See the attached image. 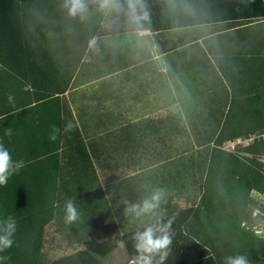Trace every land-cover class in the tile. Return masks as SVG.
Listing matches in <instances>:
<instances>
[{
	"label": "crops",
	"instance_id": "1",
	"mask_svg": "<svg viewBox=\"0 0 264 264\" xmlns=\"http://www.w3.org/2000/svg\"><path fill=\"white\" fill-rule=\"evenodd\" d=\"M189 1H194L188 3L191 16L203 14L201 2ZM184 12L178 16L184 18ZM202 18L163 31L125 32H146L154 43L166 45L141 62L96 78L100 96L95 105L93 89L98 83L90 77L77 80L76 71L64 91L51 96L56 100L37 107L40 117L45 113L53 118H16L25 107L11 111L13 118H8V111L0 115V142L6 148L9 142L15 158L34 155L23 160L24 167L6 185H0V220L10 215L17 221L14 249H37L43 264H131L123 235L169 220L172 231L173 224L182 222V212L167 204L174 202V192L182 187L188 192L199 187L193 193L197 198L201 193L212 140L231 95L220 68L228 70L225 59H235L236 52L250 51L254 42L264 43V19L208 22ZM166 32L171 37L157 36ZM255 51H250L252 56L263 54L264 48ZM115 75L118 104L132 107L133 114L124 111V118L132 119L109 131L106 118L104 127L103 118L99 128L94 126V109H107ZM166 118H175L176 125ZM69 120L77 127L65 133ZM54 126L61 131L51 140ZM8 129L11 135H6ZM157 191L163 194L159 214L137 216L129 210ZM68 199L80 213L71 224L65 222ZM142 218L153 220L139 223ZM178 230L176 236L183 232L181 227ZM198 255L192 248L184 259L177 254L166 260L180 264Z\"/></svg>",
	"mask_w": 264,
	"mask_h": 264
},
{
	"label": "trees",
	"instance_id": "2",
	"mask_svg": "<svg viewBox=\"0 0 264 264\" xmlns=\"http://www.w3.org/2000/svg\"><path fill=\"white\" fill-rule=\"evenodd\" d=\"M96 2L97 5L91 6ZM198 2L205 11L203 14L202 11L193 12L195 17L190 15L193 10L188 4L194 1L189 0H138L135 11L129 0H117L109 9L100 6L101 0H84L86 12L72 16L68 10L70 5L66 6L67 0H0V115L8 111V118H13L11 111L25 107L16 118H31L32 115L33 118H53L51 115L40 117L37 107L47 106L46 103L57 99L52 95L64 91L92 37L145 28L150 32L173 29L201 15L208 22L264 19L263 0ZM182 11L186 13L184 18L178 16ZM262 41L254 42L253 48H264ZM228 59L225 61L229 69L220 70L231 95L212 140L202 190L196 204L181 213L182 222L178 226L173 224L172 247L168 249L173 259L177 254L186 258L187 252L189 255L195 247L208 249L203 257H189L191 261L186 264H223L225 257L235 255L245 256L248 264L259 261L254 248L260 240L239 224L249 220L251 207L255 204L249 192L254 190L264 195V175L258 172L260 164L255 157L264 156V139L253 137L251 142L238 146L236 151L222 149L219 145L264 129V53L252 56L250 65L245 68L239 66L236 58ZM237 70L252 76V84L243 82L244 77L231 78L240 76L236 74ZM9 95L13 97L12 102L8 100ZM43 99L44 102L36 103L33 108L30 106ZM9 139L14 145L11 137ZM8 150L14 161L34 157L15 158L9 142ZM148 226L151 225L121 237L130 256L137 254L134 234ZM180 227L183 234L179 232L176 236ZM190 237L195 242L192 243ZM0 256L9 257L0 264H43L37 256V249L23 251L11 246L0 252Z\"/></svg>",
	"mask_w": 264,
	"mask_h": 264
},
{
	"label": "rangeland",
	"instance_id": "3",
	"mask_svg": "<svg viewBox=\"0 0 264 264\" xmlns=\"http://www.w3.org/2000/svg\"><path fill=\"white\" fill-rule=\"evenodd\" d=\"M116 1L117 0H114L115 2L114 5L116 4ZM97 3L98 2H96L95 4H92L91 6L97 5ZM263 5H264V0H263ZM109 14H111V11ZM145 33L146 32L139 31L138 34L132 32V33L115 34L112 36H103V35L101 36L100 35V36H95V37L90 38L85 50L83 51V54L81 55V59L78 61V66L76 67L74 71V72L77 71L76 79L81 80V78L84 79L85 77L88 79L92 78L94 80L93 82L98 83L100 81L96 82L95 79L100 77V75L103 74L104 72H112L114 71L113 69L117 67H122L124 65L128 66V65H132L133 63L141 62L147 59L148 57H150V53L158 52L160 50L161 45L154 43L151 37L149 35H145ZM171 34L172 33L166 32V33H160L157 36L162 39H166V38H169L168 36L171 37ZM164 45H166L165 42L162 44L161 47H164ZM252 49H254V53H256L255 47L254 48L251 47V50ZM250 51L245 52V49H244V51H241L242 53L240 51L236 52V55H237L236 59H237L239 66L242 65V67L245 68L247 67V65H250L252 54H254ZM245 54H248V55H245ZM244 59H247L246 60L247 62H245ZM230 60H232V58H230ZM235 72L237 75H240V76H235L232 73L233 76H230L231 78L244 77L243 82L247 83L248 81L249 85L252 84V81H253L252 76H250L249 74L242 73L244 72L242 70L240 71L237 70ZM243 74L244 76H241ZM113 79L114 80L112 81L110 85V88L112 90L110 91V100H109L107 109L102 108V111H100L99 106H95L96 109H94V121H97V122H94V126L99 128L100 118H103V127H104V125H106L104 124V118H106L107 127L109 131H117L120 127L124 126L123 124L125 123V121L127 123V120L132 119V118H124L126 116L125 114H123L125 113L124 111L128 110L130 112V110H132V107L127 108V106L123 104L121 105L118 104V99L116 95V90L118 89V87L115 81L116 75L113 77ZM99 87H100V84L98 83L97 87H94L93 89L94 105L96 104V101L99 102V96H100ZM112 95H113V98H111ZM32 103H35V102H32ZM27 113H29V111ZM130 113L133 114V112H130ZM42 115H46V114L43 113ZM158 119L163 120V117L158 118ZM166 119L170 121L171 126L176 125L177 121L175 118H166ZM159 124H160L159 126L162 127L163 123H159ZM180 124L181 123L179 121V125ZM124 132H128V130ZM253 137L264 139V129L254 132L253 135H242L232 140H226L222 142L219 145V147L222 149L228 150V151H236L238 149V146H243V145L248 144L249 142L252 141ZM255 157L260 164L257 167L258 172H261L264 175V156H255ZM144 164H147V163H144ZM181 189L182 191L174 192L173 194L174 202L169 201V204H167V206L170 205L174 210L177 209L178 211L184 213V211H188L190 208H192L196 204L198 198L193 193H195L196 191H199V187L197 188L196 186H192L188 188L189 192L184 187H182ZM177 193H181L180 194L181 197L180 195H176ZM249 197L252 199V201L255 202V204L251 207L252 210L249 216V220L241 222L239 226L243 230H246L252 233L254 236H256L260 240L257 248L256 247L254 248V250L256 249L257 257L259 258V261H257L255 264H264V195L259 194L254 190H251L249 192ZM162 206L163 204H160L158 208L154 209L153 211L149 213L147 212L146 215L147 216L151 215L153 217V215H156L157 213L159 214L160 210H162L163 208ZM147 220H153V218H142L141 220H137V221L139 223H143L144 221H147ZM181 234L183 233L181 232ZM190 238L188 239L192 243L195 242L194 238H191V239ZM183 244H187V243H183ZM195 248L201 251L199 252L198 257H203L205 256V254H207L208 249L205 248L204 246H201L198 248L195 247ZM109 253H111V250H109ZM190 261H191L190 258H188L186 261H182L180 264H186ZM104 262L106 263L107 260H104ZM175 264H179V262L178 263L176 262Z\"/></svg>",
	"mask_w": 264,
	"mask_h": 264
},
{
	"label": "clouds",
	"instance_id": "4",
	"mask_svg": "<svg viewBox=\"0 0 264 264\" xmlns=\"http://www.w3.org/2000/svg\"><path fill=\"white\" fill-rule=\"evenodd\" d=\"M138 0H129L130 7L135 11V3ZM69 7V14L76 16L77 14H83L87 8L84 0H67L66 6ZM114 5V0H101L102 8H109ZM9 102L13 101L11 95L8 96ZM77 125L69 120L63 131L65 133L73 131ZM58 127L53 128V134L50 136L51 140L57 138V134L60 133ZM6 135H11V129L6 131ZM22 167L24 162L22 160L14 161L13 157L5 147L3 142H0V185H6L8 179L15 173H17ZM163 194L160 191L154 193L149 199L143 201L142 204H133L129 209L135 212L137 216L151 212L158 208ZM80 213L76 206V203L72 199H68L65 202V222L74 223L79 219ZM172 221L169 220L167 224L148 226L142 232L134 234L133 239L135 241L136 255L133 256L131 264H163L169 255V246L172 243ZM17 230V221L12 216H7L0 220V252L10 248L14 241L13 235ZM159 256V260L156 257ZM9 257L0 256V261L7 260ZM223 264H248V260L243 255L227 256L224 258Z\"/></svg>",
	"mask_w": 264,
	"mask_h": 264
}]
</instances>
